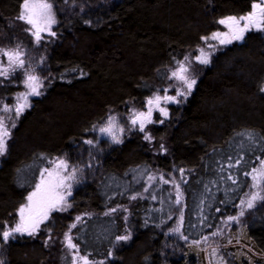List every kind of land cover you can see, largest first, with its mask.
<instances>
[{"label":"trees","instance_id":"trees-1","mask_svg":"<svg viewBox=\"0 0 264 264\" xmlns=\"http://www.w3.org/2000/svg\"><path fill=\"white\" fill-rule=\"evenodd\" d=\"M50 1L55 37L35 49L17 19L23 0H0V50L44 59L42 96L22 112L1 160L0 231L17 223L51 162L65 159L83 183L38 233L0 236V261L70 264L67 234L93 264H187L188 243L238 215L252 186L245 173L264 161V32L198 63L193 93L162 125L134 130L118 146L97 140L94 128L111 112L143 110L202 37L226 30L218 20L247 14L258 0ZM13 69L0 76V110L24 90V73ZM242 221L264 252V201Z\"/></svg>","mask_w":264,"mask_h":264},{"label":"snow or ice","instance_id":"snow-or-ice-1","mask_svg":"<svg viewBox=\"0 0 264 264\" xmlns=\"http://www.w3.org/2000/svg\"><path fill=\"white\" fill-rule=\"evenodd\" d=\"M251 11L245 15L241 16H227L217 21L218 24L225 26L226 31L213 32L210 36L202 37V39L207 44L208 48H215V45L208 43V41H218L219 44H231L234 41H242L245 34L250 31L264 32V0H258L251 5ZM17 19L24 21L30 26L29 30L32 31V35L35 37L36 41L41 40V33L51 32V26L56 23V18L53 13V4L49 0H23L22 8ZM55 35L54 32H51ZM199 55L194 59L200 64L210 63V53L205 51L204 48H200ZM0 55L7 57V62L10 66L15 65L16 67H23L24 60L22 59L21 52L17 50H0ZM177 68L172 71L171 76L175 80L183 84L187 91L190 93L193 86L196 84V80L192 78L190 73L191 61L189 57H185L184 61L177 62ZM7 69L0 70V76H6ZM29 89L26 93H21L17 97V104L13 108H9L7 105L4 106L5 112L15 111L16 115L19 116L25 108L29 107L28 97L39 96L41 93L39 91L42 84L39 77L29 74L27 79L24 81ZM261 91H264V86L261 87ZM180 96H184V91L178 93ZM161 101L165 102H179L176 96H160L156 95L147 101L149 105L147 112H135L131 119L133 125L139 124L140 130L143 131L146 123L152 122L153 107L159 110V112L167 116L168 112L166 108L160 107ZM115 118H110L107 127L101 128L100 131L107 133L117 140L116 134L113 132V122ZM163 121H161L162 123ZM15 127V124L11 125ZM123 131V129H119ZM10 137L9 126L5 123L3 118H0V156L4 155L7 151V139ZM145 139H151L150 136H145ZM119 142V140H117ZM89 144L92 141H88ZM54 167L52 169H44L41 173V181L35 186V190L31 192L27 197V203L21 206L18 210L19 221L11 228L0 231V236L4 242H7L9 238H15V234H25L34 235L41 223L44 222L49 216V214L54 210H65L66 195H71V185L66 184V180L73 179V176L65 177L63 171H67L68 165L65 161H53ZM75 170H73L74 172ZM45 173L47 178H45ZM245 175L251 176L254 182L253 186L258 187L264 183V161H261V167L253 169L250 173H245ZM231 178V177H229ZM153 177H149V180ZM235 183V181H233ZM167 183V181H165ZM178 187V185H177ZM147 190V189H145ZM132 199H136L135 196ZM257 199H264L260 197L259 194H253L247 202V207L252 208L253 202ZM179 203V199L176 201ZM70 206V205H68ZM241 216L244 212L241 211ZM183 217L181 216V219ZM79 220L80 217H77ZM229 219H238L237 217H230ZM72 227H75L73 224ZM173 231H179V228ZM118 240H128L130 235H125L117 238ZM186 239V237H185ZM67 245L71 249H76V245L72 242V237L66 234ZM83 264H90L88 257H79ZM0 264H3L0 261Z\"/></svg>","mask_w":264,"mask_h":264},{"label":"rangeland","instance_id":"rangeland-1","mask_svg":"<svg viewBox=\"0 0 264 264\" xmlns=\"http://www.w3.org/2000/svg\"><path fill=\"white\" fill-rule=\"evenodd\" d=\"M49 2L52 3L50 0H49ZM53 13H54L55 18H56L54 5H53ZM20 21L24 25V28H26L27 35H29L34 40L33 46L35 47V49L41 48L43 43H45V44L50 43L51 39L55 37V35H52L51 32H54L55 28L57 27V19H56V23L51 26V32H45V34H41L42 38L39 42L36 41L35 37L32 35V31L29 30L30 26L28 24H26L24 21H22V20H20ZM226 30H224V31H226ZM250 32H252V31H250ZM248 33L245 34V37ZM245 37H244V39H245ZM244 39L241 41V43L244 41ZM208 43L215 45V48H208L207 44L204 43L202 47L198 48V50L200 48H204L205 51L209 52L210 53V62H211L214 54L222 46L232 45L235 43V41L231 44H224V45L219 44L218 41H212V40L208 41ZM197 55H199V51L195 55H193L189 58L191 61V64L189 65L190 66L189 75L196 80V84L193 86L191 92L189 93L183 84H181L179 81L175 80V78H172L170 85L165 90H163L161 93H159L158 95H160L162 97L165 95L176 96V98L179 102L177 103V102L161 101L160 107L167 109V112H168L167 116L162 115L158 109L153 107L152 122L146 123L144 130L142 132H144L151 125H156V124L162 125L166 120L169 119L171 107L183 106L188 101V99L190 98L191 94L193 93V91H194V89L198 83L199 75H200V73L197 72V64L199 62H197L194 59ZM36 56L37 55H34V53H33V55L30 56L29 60L24 61L25 63L23 65V67H16L15 65L10 66L7 62V57H5V61H2V63H1V64H3L2 70L7 69V73H8V70H10V73H12L14 71L13 67H16L19 71L21 70L24 73V81L27 79V76L29 74L39 77L40 82L42 84V87H40V89H39L41 94L39 96H32L31 98H29L28 102H29L30 106L27 107L26 109H30L33 101L36 98H39L40 96H42L43 89H44V82L39 76L40 70L42 69L41 67H43L44 59H40L41 57H36ZM22 58H23V54H22ZM208 64H210V63H208ZM28 91H29V89L27 88V85L24 83V90L22 93H26ZM181 91H184V93H185L184 96L178 95V93ZM17 97L14 99V103L12 104V106L10 108L14 109V106L18 102ZM148 108H149V105L146 103L145 108L143 110L132 111L130 114H127L125 116H121V115H118L116 113L111 112L110 114L107 115V117L101 123H99L94 128V135L97 137L96 139L99 141L109 142L110 144L116 145V146L121 145L123 143L124 139L128 136V134L130 132H132L134 130H140V128L137 125H133L131 123L133 113H135V112H147ZM3 109L0 110V118H3L5 120V123L8 124L9 132L11 133L12 130L15 128V127H12L11 125L15 124V126H16V124L18 123L22 113L19 116H17L14 110L11 112H5ZM113 117L115 118V120L113 122V132L116 134L117 140H119V142H117V140H114L111 135L100 131L101 128L108 126L110 118H113ZM161 121H163V122L161 123ZM121 128L123 129L122 132L119 131V129H121ZM9 140H10V137L7 139V146H8ZM5 154L0 156V164H1L2 158L5 156ZM59 160L65 161L66 164L68 165V169H67V171H63V175L65 177H68V176L74 177L73 179L65 181L66 184L71 185V189H70L71 195H67V190H62V191H65V195H66L65 210H67L69 207L68 205H70L71 198L73 197L75 191L82 185L83 180L81 179V174L79 173V171L76 170L74 167H70V165L68 164V162L65 159H58L55 161H59ZM53 167H54V164L51 162L50 166L47 169H52ZM260 167H261V164L259 165L258 168H260ZM73 170H75V171L73 172ZM45 178H47L46 173H45ZM158 178L159 177L154 176L153 179H151V183L156 181ZM40 181H41V176H40L39 183H40ZM253 184H254V182L252 181V186H251L250 192L243 199V201L241 202V204L239 206V212H238V215L236 216L238 219H229L226 223H224L221 227H219L213 234L206 237L205 239H203L199 242L188 243L187 248H186L187 264L190 261H195L197 264H229V260H233L236 264H264V252H261L257 249L255 244L253 243V241L249 237L247 227L243 224V221H242L243 217L249 211L255 209L261 202L264 201V199H257L253 202L254 206L252 208L247 207V202L253 194L258 193L260 197H264V183H262L258 187H254ZM179 190H180V188H177L178 192H179ZM65 210H54V211H52L49 214L48 218L46 220H44L43 223L40 224L39 229L37 230L36 233H38V231L43 229V227L45 225H48L49 220L51 219L52 215H54L55 213H58V212H63ZM241 211L244 212L243 216L240 215ZM17 218L19 221V213L17 214ZM182 225H183V218L180 220L178 227L181 228ZM175 234L181 235L180 229ZM25 236L26 235L21 234L18 237L23 238ZM28 236H30V235H28ZM12 239L14 240L16 238H11V237L9 238V240H12ZM64 242H65L67 257L70 259V264H83V261H81L79 259V257H81L82 255L80 254L78 247H76V249L69 248L67 245L66 235L64 238ZM90 264H93V263L90 262Z\"/></svg>","mask_w":264,"mask_h":264},{"label":"water","instance_id":"water-1","mask_svg":"<svg viewBox=\"0 0 264 264\" xmlns=\"http://www.w3.org/2000/svg\"><path fill=\"white\" fill-rule=\"evenodd\" d=\"M41 34H45V32H43V33H41ZM31 97V95L28 97V100H29V98ZM26 110V108L24 109V111ZM23 111V112H24ZM137 126H139V124H136ZM19 234H15V236H18ZM24 235H28L27 233H25Z\"/></svg>","mask_w":264,"mask_h":264},{"label":"flooded vegetation","instance_id":"flooded-vegetation-1","mask_svg":"<svg viewBox=\"0 0 264 264\" xmlns=\"http://www.w3.org/2000/svg\"><path fill=\"white\" fill-rule=\"evenodd\" d=\"M31 97H32V96H31ZM31 97H30V98H31ZM19 235H21V234H19ZM19 235H18V236H19ZM26 236H28V235H26ZM15 237H17V236H15Z\"/></svg>","mask_w":264,"mask_h":264}]
</instances>
